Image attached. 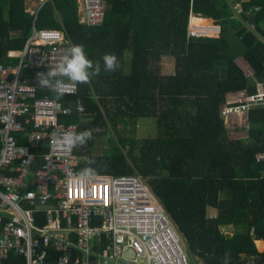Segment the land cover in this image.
Segmentation results:
<instances>
[{"label": "trees", "instance_id": "16d2710c", "mask_svg": "<svg viewBox=\"0 0 264 264\" xmlns=\"http://www.w3.org/2000/svg\"><path fill=\"white\" fill-rule=\"evenodd\" d=\"M235 2L242 10L236 20ZM105 3L103 23L87 27L79 23L77 0H54L36 15L26 12L23 0H0V64L15 67L17 58L7 52L22 49L33 26H63L73 45L83 44L87 58L101 64L98 76L87 84L76 82V94L58 100L71 109L61 123L76 125L77 132L101 129L74 148L79 168L147 180L187 252L202 264H223L225 252L228 264H264V252L257 250H264V241H257L264 240V108L248 111L247 127L227 126L221 113L225 104L238 105L239 93L254 94L256 82H264V0ZM189 14L206 18L194 23L211 19L219 25V39L186 38ZM125 51L130 65L123 73ZM105 53L116 55L115 72L103 70ZM167 56L175 70L162 76L159 63ZM240 61L252 79L245 78ZM78 101L82 115L74 110ZM142 118L154 119L155 136H136ZM239 225L246 228L237 231ZM7 261L23 264L18 256Z\"/></svg>", "mask_w": 264, "mask_h": 264}, {"label": "built area", "instance_id": "2783aa9c", "mask_svg": "<svg viewBox=\"0 0 264 264\" xmlns=\"http://www.w3.org/2000/svg\"><path fill=\"white\" fill-rule=\"evenodd\" d=\"M53 1L39 0L26 12L36 15ZM78 2L80 24L103 23L105 0ZM232 9L236 20L242 12L240 2ZM191 19L206 18L189 14L186 38L219 39L221 28L211 19L190 23ZM249 27L253 29L252 24ZM71 46L63 26H33L23 48L7 52L9 58H17L15 67L0 64V264L11 252L22 255L25 264H115L119 260L190 264L176 224L144 179L82 176L74 148L59 143L66 132L73 131L72 125L59 121L71 109L50 97V93L57 95L50 88L38 87L36 74L55 66ZM252 77V72L245 73V78ZM255 87L254 94L239 93L238 105L228 103L221 109L227 126L238 124L228 121L233 111L247 115L252 108H264V82H256ZM76 92V82L64 78L60 95ZM74 110L84 114L79 101ZM41 212L44 224L36 225ZM101 239L104 246L91 250L90 243ZM40 248L43 251L37 252ZM50 248L60 252L56 259L51 258ZM130 250L134 258L125 255Z\"/></svg>", "mask_w": 264, "mask_h": 264}, {"label": "clouds", "instance_id": "9594fccd", "mask_svg": "<svg viewBox=\"0 0 264 264\" xmlns=\"http://www.w3.org/2000/svg\"><path fill=\"white\" fill-rule=\"evenodd\" d=\"M25 1V7L27 8V0ZM39 2V0H37ZM78 3V14L79 2ZM44 6V5H43ZM98 27V26H96ZM60 28V27H59ZM103 70L105 72H115L119 67V61L116 55L111 53H105L102 57ZM101 72L100 62H93L87 58L85 48L83 44H75L71 46L65 55L61 57L59 62L55 66H49V70L46 73L36 74V84L40 88L48 87L57 95L55 100H59L61 90L64 87V78L70 81L78 82L81 84H87L93 77H96ZM73 131L66 132L59 143L67 148H75L78 146H84L89 140L93 138L94 133L101 131L100 128L88 129L82 132H76L74 129L76 125L71 126ZM89 164H95L94 160L89 161ZM95 169L92 167H86L82 170L81 175L90 177L94 175ZM230 254L224 253L223 264H228Z\"/></svg>", "mask_w": 264, "mask_h": 264}, {"label": "crops", "instance_id": "0c3cea01", "mask_svg": "<svg viewBox=\"0 0 264 264\" xmlns=\"http://www.w3.org/2000/svg\"><path fill=\"white\" fill-rule=\"evenodd\" d=\"M27 8H31V7H27ZM80 10V7H79ZM127 56H126V65H124V61H123V57H122V71L123 73L127 72V69H129V65H130V53L129 51H125ZM240 64L244 67L245 69V73L247 72V70H250V68L247 66V63L240 61ZM174 59L172 57H163L160 60L159 63V74L162 76H170L174 74ZM251 71V70H250ZM24 139V138H23ZM22 141V139H20ZM45 218H44V213L41 212V218L37 219L35 221L36 225H41L44 224ZM257 241H264V240H257ZM255 241V242H257ZM104 246L103 243V239L101 240H94L92 243H90V249L91 250H100L102 247ZM43 249L40 248L39 250H37V252H42ZM49 253L52 259H56L57 256L60 255V252L54 251V249L50 248L49 249ZM9 256H14L16 257L17 255L13 252H11L8 256H7V260H9ZM18 257H22L23 258V264H25V258L22 255H18ZM4 264H13L12 262L7 261Z\"/></svg>", "mask_w": 264, "mask_h": 264}, {"label": "rangeland", "instance_id": "374dc122", "mask_svg": "<svg viewBox=\"0 0 264 264\" xmlns=\"http://www.w3.org/2000/svg\"><path fill=\"white\" fill-rule=\"evenodd\" d=\"M36 3H37V0H27V7H31V8H34L35 7V5H36ZM190 23H194L193 21H192V19H191V21H190ZM130 53V52H129ZM126 56H127V54H126V52H124L123 53V63H124V65H126ZM239 113H241V112H239ZM228 121H230V118L228 119ZM232 121H237L238 122V120H231V122ZM238 127L239 126H243V125H246V121L244 122V124H242V123H240V122H238ZM135 134H136V136L139 138V139H142V138H149V137H153V136H155V134H156V126H155V122H154V119H151V118H142V119H140L139 121H138V123H137V128H136V132H135ZM109 135H111L110 134V132H108L107 133V136L106 137H109ZM106 139V138H105ZM101 142V139L100 140H98V142H97V144H96V150L99 152V148H98V146H99V143ZM100 144H102V143H100ZM145 182L147 183V180H145ZM246 228V225H239L238 226V228L236 229L237 231L238 230H243V229H245ZM231 232H236V231H234L233 230V227H232V231ZM183 243H184V245H185V242H184V240H183ZM256 245V244H255ZM185 248H186V246H185ZM187 250V249H186ZM259 252H264V250L263 249H257ZM187 254H188V257H189V263L190 264H202V261L201 260H199L197 257H195V256H192L189 252H187ZM115 264H125V262L124 261H122V260H119V261H116V263ZM130 264H139V263H135V262H133L132 261V263H130ZM247 264H254V261L253 260H248L247 261Z\"/></svg>", "mask_w": 264, "mask_h": 264}, {"label": "bare ground", "instance_id": "6f19581e", "mask_svg": "<svg viewBox=\"0 0 264 264\" xmlns=\"http://www.w3.org/2000/svg\"><path fill=\"white\" fill-rule=\"evenodd\" d=\"M231 120H238V122L243 123L244 120H246V114L245 112L239 113L238 111H233L232 116L230 117ZM237 122V121H234Z\"/></svg>", "mask_w": 264, "mask_h": 264}, {"label": "water", "instance_id": "95a60500", "mask_svg": "<svg viewBox=\"0 0 264 264\" xmlns=\"http://www.w3.org/2000/svg\"><path fill=\"white\" fill-rule=\"evenodd\" d=\"M125 255H126L127 257L134 258V255H135V254H134L133 251L130 250V251H126V252H125Z\"/></svg>", "mask_w": 264, "mask_h": 264}]
</instances>
